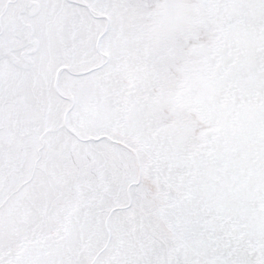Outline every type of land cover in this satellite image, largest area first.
Wrapping results in <instances>:
<instances>
[{
	"label": "snow or ice",
	"instance_id": "1",
	"mask_svg": "<svg viewBox=\"0 0 264 264\" xmlns=\"http://www.w3.org/2000/svg\"><path fill=\"white\" fill-rule=\"evenodd\" d=\"M0 264H264V0H0Z\"/></svg>",
	"mask_w": 264,
	"mask_h": 264
}]
</instances>
